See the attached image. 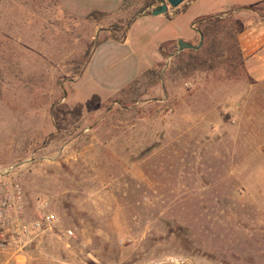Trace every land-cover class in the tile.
Wrapping results in <instances>:
<instances>
[{
    "label": "rangeland",
    "instance_id": "1",
    "mask_svg": "<svg viewBox=\"0 0 264 264\" xmlns=\"http://www.w3.org/2000/svg\"><path fill=\"white\" fill-rule=\"evenodd\" d=\"M154 1L124 0L108 31ZM97 22L58 0H0V174L26 219L56 217L0 264H264V84L238 56L242 19H205L199 52L166 46L111 98L83 73L107 36ZM240 120L252 144L222 140Z\"/></svg>",
    "mask_w": 264,
    "mask_h": 264
},
{
    "label": "crops",
    "instance_id": "2",
    "mask_svg": "<svg viewBox=\"0 0 264 264\" xmlns=\"http://www.w3.org/2000/svg\"><path fill=\"white\" fill-rule=\"evenodd\" d=\"M124 0H58L60 5L70 14L79 17H91L98 20L100 33L107 36L104 41L95 45L86 62L83 73L94 85L108 91L111 98L127 86L139 75L149 70L163 59L160 46L177 45L179 40L194 45L199 40L196 20L226 15L231 12L242 19L237 31V44L242 56L243 67L247 78L254 85L264 84V17L253 8L264 0H195L184 2L177 8L167 7L161 15H151V10L165 0H155L147 9L141 11L125 28V38L117 37L108 27L117 23V12ZM110 69L112 72H110ZM82 73V74H83ZM232 100L243 101L246 95L239 94ZM255 100L260 96H251ZM239 108L244 104L238 103ZM255 112L254 144H263V123ZM245 110L238 109L239 118L246 115ZM250 119V118H248ZM237 130L219 128L223 139L236 141L242 139L244 144H252L251 139L242 130L240 120ZM221 126V125H220ZM215 128V127H214ZM211 131V129H210ZM246 132V131H245ZM238 136H231L237 134ZM217 143V142H216ZM1 177H3L0 174Z\"/></svg>",
    "mask_w": 264,
    "mask_h": 264
},
{
    "label": "built area",
    "instance_id": "3",
    "mask_svg": "<svg viewBox=\"0 0 264 264\" xmlns=\"http://www.w3.org/2000/svg\"><path fill=\"white\" fill-rule=\"evenodd\" d=\"M195 0H185L186 3ZM0 178V251L21 242L34 240L42 230L55 222L53 214L43 213L39 219H26L23 192L19 182L12 176ZM70 234V232H69Z\"/></svg>",
    "mask_w": 264,
    "mask_h": 264
},
{
    "label": "water",
    "instance_id": "4",
    "mask_svg": "<svg viewBox=\"0 0 264 264\" xmlns=\"http://www.w3.org/2000/svg\"><path fill=\"white\" fill-rule=\"evenodd\" d=\"M185 0H165L158 7L151 10V15L157 16L165 13L167 11V7L177 8L179 5L183 4ZM199 43L194 46L190 43L179 40L177 42V50L175 53L170 54V57L174 56L177 53H180L183 50H197L202 45L203 36L199 33Z\"/></svg>",
    "mask_w": 264,
    "mask_h": 264
},
{
    "label": "trees",
    "instance_id": "5",
    "mask_svg": "<svg viewBox=\"0 0 264 264\" xmlns=\"http://www.w3.org/2000/svg\"><path fill=\"white\" fill-rule=\"evenodd\" d=\"M91 16H94V15H91ZM205 19H207V18H204V19H202V20H196V25L197 24H200L202 21H204ZM126 29H127V27L126 28H124V30H123V32H122V37H123V39L125 38V31H126ZM197 30H198V32L203 36V37H205L206 36V33H205V31L203 30V29H201V28H197ZM106 38H103L102 40H100V41H97L96 42V45H98L99 43H101L102 41H104ZM236 43H237V40H236ZM167 46V44L166 45H161L160 46V53H161V55L162 56H165V52H164V49H165V47ZM237 52H238V56L240 57V60H242V56H241V53H240V50H239V47H238V44H237ZM201 49H198V50H193V52H199ZM173 50H170V52L169 53H171ZM159 64V63H158ZM157 64V65H158ZM157 76H158V72H157V74H156Z\"/></svg>",
    "mask_w": 264,
    "mask_h": 264
}]
</instances>
